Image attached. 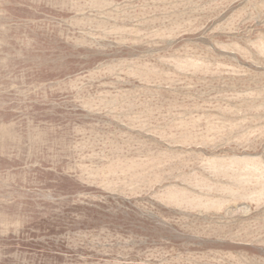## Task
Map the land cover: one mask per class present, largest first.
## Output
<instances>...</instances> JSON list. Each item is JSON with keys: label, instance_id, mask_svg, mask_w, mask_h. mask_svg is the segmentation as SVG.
Segmentation results:
<instances>
[{"label": "rangeland", "instance_id": "374dc122", "mask_svg": "<svg viewBox=\"0 0 264 264\" xmlns=\"http://www.w3.org/2000/svg\"><path fill=\"white\" fill-rule=\"evenodd\" d=\"M0 264H264V0H0Z\"/></svg>", "mask_w": 264, "mask_h": 264}]
</instances>
